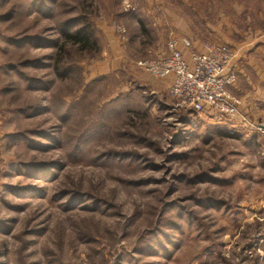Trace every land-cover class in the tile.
Masks as SVG:
<instances>
[{
    "label": "rangeland",
    "instance_id": "1",
    "mask_svg": "<svg viewBox=\"0 0 264 264\" xmlns=\"http://www.w3.org/2000/svg\"><path fill=\"white\" fill-rule=\"evenodd\" d=\"M78 16L97 47L67 46L57 80ZM182 35L236 60L264 0H0V264H264V110L177 107L138 63L174 39L189 60Z\"/></svg>",
    "mask_w": 264,
    "mask_h": 264
},
{
    "label": "built area",
    "instance_id": "2",
    "mask_svg": "<svg viewBox=\"0 0 264 264\" xmlns=\"http://www.w3.org/2000/svg\"><path fill=\"white\" fill-rule=\"evenodd\" d=\"M179 44L178 40H172L167 57L145 59L138 65L157 80L172 78L169 93L177 107L196 113L212 112L216 118L213 120L219 122L237 118L242 101L229 91L236 82L231 70L235 52L226 45H206L205 52L192 50L187 60ZM182 44L192 49L188 40Z\"/></svg>",
    "mask_w": 264,
    "mask_h": 264
},
{
    "label": "crops",
    "instance_id": "3",
    "mask_svg": "<svg viewBox=\"0 0 264 264\" xmlns=\"http://www.w3.org/2000/svg\"><path fill=\"white\" fill-rule=\"evenodd\" d=\"M180 37L188 38L194 49L203 51V47L198 45L190 36L182 35ZM234 48L238 53L231 70L236 73L237 81L231 89L235 95L242 99V106L239 110L245 116L244 113H248V108H250L249 113L253 109L255 111L264 110V42L256 44V48H248V50L246 47ZM183 52L185 57L189 58L190 51L183 50ZM166 83V86L169 87L171 81Z\"/></svg>",
    "mask_w": 264,
    "mask_h": 264
},
{
    "label": "trees",
    "instance_id": "4",
    "mask_svg": "<svg viewBox=\"0 0 264 264\" xmlns=\"http://www.w3.org/2000/svg\"><path fill=\"white\" fill-rule=\"evenodd\" d=\"M51 3H52V0H51ZM45 11L49 12L50 11L49 7L45 6ZM46 12L44 14H46ZM57 18L58 16L56 17L55 15L56 21H57ZM90 27L89 25H87V23H84L82 18H80L79 16L75 18L67 19L63 23H60L58 21V24L55 30H56V33L59 35L60 43L57 44V41H53V46H51V48H54V52L51 56V59L53 60L52 66H53L54 76L57 80H64V77L67 74L68 67L71 66V65H68V67L66 68L64 67V64L66 63H65V59L63 55L66 52L67 46L73 45V46H77L80 49L89 48L90 46L97 47L95 43H94L95 45H93L92 43V32L95 30L93 29V26H90ZM141 29L144 31L142 27ZM37 39L39 40V42L37 43L38 46H43V44H45V46L47 45V47H50L51 43L49 39H44L43 37H39ZM44 40L46 42H44ZM27 42H29V44L32 42L36 43L35 40H30ZM43 136L46 137L47 134ZM57 143H58V140H57ZM38 146H41V145H38ZM54 166H57V164H54ZM43 168L45 170L48 169L47 167H42V169ZM75 202L76 201L72 202V204H74Z\"/></svg>",
    "mask_w": 264,
    "mask_h": 264
}]
</instances>
